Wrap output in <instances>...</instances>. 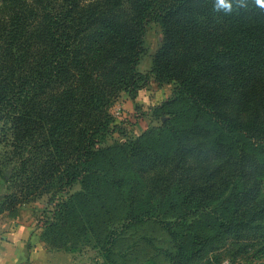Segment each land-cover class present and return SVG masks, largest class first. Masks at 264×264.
Here are the masks:
<instances>
[{
  "label": "trees",
  "instance_id": "16d2710c",
  "mask_svg": "<svg viewBox=\"0 0 264 264\" xmlns=\"http://www.w3.org/2000/svg\"><path fill=\"white\" fill-rule=\"evenodd\" d=\"M232 4L0 0V169L15 186L0 212L80 181L54 211L159 220L166 237L149 239L155 249L138 264L264 258V9ZM151 21L162 40L143 72ZM150 75L172 83L171 95L152 107L157 124L124 133L112 106ZM115 130L124 140L104 146ZM200 212L211 220L198 222Z\"/></svg>",
  "mask_w": 264,
  "mask_h": 264
},
{
  "label": "rangeland",
  "instance_id": "374dc122",
  "mask_svg": "<svg viewBox=\"0 0 264 264\" xmlns=\"http://www.w3.org/2000/svg\"><path fill=\"white\" fill-rule=\"evenodd\" d=\"M162 40V28L158 22L151 21L146 26L143 36V52L137 64L138 69L147 72L152 65V58L160 46ZM172 83H159L153 75H150L146 83L138 90L133 99L127 92H122L116 98L112 111L116 121L123 120L122 130L127 134L140 132L148 125L157 124L152 107L171 95ZM164 118V117H163ZM127 119V120H126ZM121 133V132H120ZM117 130L111 136H107L103 145H110L114 139L124 140V136ZM5 181V190L15 191V186L9 183L0 169V177ZM82 188L78 181L70 189L56 191L55 186H49L40 193L30 194L29 197L19 202L12 209H5L0 214L4 217L21 216L29 221L30 235L33 237L32 245L51 253H56L59 263L64 264H138L143 262L154 251L149 243L152 239L155 243H162L165 238V230L157 218L146 219L134 225L126 226L119 213L113 211V219H107L101 215L85 219L76 216L83 213L74 205V209L54 211L56 203L67 198L70 193ZM262 192L264 193V181ZM114 201H107L106 207L111 208ZM100 211L104 209L99 208ZM60 212V213H59ZM212 214L200 212L195 219L198 222L210 221ZM162 218V216H161ZM193 219V218H192ZM189 221V220H188ZM111 234L108 241L107 234ZM135 244L139 247L136 248ZM251 252L240 255L238 264H260L264 259L261 255L255 256ZM59 255V256H58ZM253 255V256H252ZM227 254L223 255L214 264Z\"/></svg>",
  "mask_w": 264,
  "mask_h": 264
},
{
  "label": "crops",
  "instance_id": "0c3cea01",
  "mask_svg": "<svg viewBox=\"0 0 264 264\" xmlns=\"http://www.w3.org/2000/svg\"><path fill=\"white\" fill-rule=\"evenodd\" d=\"M2 178L0 194L6 185ZM30 229L26 218L0 214V264H64L59 263L56 253L32 245Z\"/></svg>",
  "mask_w": 264,
  "mask_h": 264
},
{
  "label": "clouds",
  "instance_id": "9594fccd",
  "mask_svg": "<svg viewBox=\"0 0 264 264\" xmlns=\"http://www.w3.org/2000/svg\"><path fill=\"white\" fill-rule=\"evenodd\" d=\"M255 5L264 9V0H255ZM213 7L216 11L223 10L225 13H230L233 10L232 0H214Z\"/></svg>",
  "mask_w": 264,
  "mask_h": 264
},
{
  "label": "built area",
  "instance_id": "2783aa9c",
  "mask_svg": "<svg viewBox=\"0 0 264 264\" xmlns=\"http://www.w3.org/2000/svg\"><path fill=\"white\" fill-rule=\"evenodd\" d=\"M218 264H232V261L228 257H225L221 259Z\"/></svg>",
  "mask_w": 264,
  "mask_h": 264
}]
</instances>
